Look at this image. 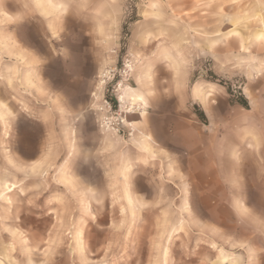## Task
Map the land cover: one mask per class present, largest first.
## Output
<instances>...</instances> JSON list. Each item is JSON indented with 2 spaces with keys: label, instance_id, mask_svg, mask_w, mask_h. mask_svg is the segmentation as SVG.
<instances>
[{
  "label": "rangeland",
  "instance_id": "1",
  "mask_svg": "<svg viewBox=\"0 0 264 264\" xmlns=\"http://www.w3.org/2000/svg\"><path fill=\"white\" fill-rule=\"evenodd\" d=\"M56 1L0 0V264H264V0Z\"/></svg>",
  "mask_w": 264,
  "mask_h": 264
},
{
  "label": "bare ground",
  "instance_id": "2",
  "mask_svg": "<svg viewBox=\"0 0 264 264\" xmlns=\"http://www.w3.org/2000/svg\"><path fill=\"white\" fill-rule=\"evenodd\" d=\"M38 6L41 9V12L45 15L48 16L50 13L52 12H59L61 10V6L62 3H60L59 1L56 0H36ZM66 11V10H65ZM64 14V13H63ZM203 26V25H202ZM235 34H237V31H234ZM232 34V33H231ZM264 36V34H263ZM249 52V51H248ZM129 71L133 70L132 65H128L127 66ZM148 73H146V77L145 79L142 81V84L140 85L139 89H133V88H129L128 90H125V93L123 95H121V102L123 103L128 99L129 101H131V108L130 111H128L127 113H133L132 111L135 110L136 108H145L147 106V101L149 99H152L151 95V81H150V77H148L147 75ZM10 77V76H9ZM141 82V81H140ZM28 83L31 86H35V83L32 80H28ZM100 89H101V85H100ZM123 93V92H122ZM99 100V99H98ZM140 110V109H139ZM142 111V110H141ZM5 115V114H4ZM6 116V115H5ZM2 120V119H1ZM133 125V124H132ZM135 126V125H134ZM143 149L145 150H149V146L148 144L145 142L144 144H142ZM69 183V182H68ZM0 198L5 201L8 202L9 199L7 197V191H10L11 188L9 187V185L7 184V182H0ZM11 192V191H10ZM126 198L128 200H130L129 198V192L128 190L125 192ZM9 196V195H8ZM132 199V198H131ZM78 240V238L76 239ZM78 242V241H77ZM12 250V249H11ZM7 259V258H6ZM223 259V258H222Z\"/></svg>",
  "mask_w": 264,
  "mask_h": 264
},
{
  "label": "crops",
  "instance_id": "3",
  "mask_svg": "<svg viewBox=\"0 0 264 264\" xmlns=\"http://www.w3.org/2000/svg\"><path fill=\"white\" fill-rule=\"evenodd\" d=\"M146 73H148L147 75H148V77H150V81H151V76H152V75H150V73H151L150 70L147 69L146 71H144L145 77H146ZM141 82H142V81H141ZM141 84H142V83H141ZM151 86H152V81H151ZM152 90H153V89H152V87H151V92H152Z\"/></svg>",
  "mask_w": 264,
  "mask_h": 264
},
{
  "label": "trees",
  "instance_id": "4",
  "mask_svg": "<svg viewBox=\"0 0 264 264\" xmlns=\"http://www.w3.org/2000/svg\"><path fill=\"white\" fill-rule=\"evenodd\" d=\"M243 102H244V103H243V104H244V106H245V107H247V103H246V101H243ZM202 118H204V115H203V117H202Z\"/></svg>",
  "mask_w": 264,
  "mask_h": 264
},
{
  "label": "snow or ice",
  "instance_id": "5",
  "mask_svg": "<svg viewBox=\"0 0 264 264\" xmlns=\"http://www.w3.org/2000/svg\"><path fill=\"white\" fill-rule=\"evenodd\" d=\"M261 215L264 216V210H261Z\"/></svg>",
  "mask_w": 264,
  "mask_h": 264
}]
</instances>
